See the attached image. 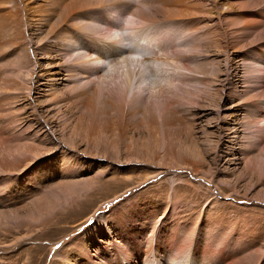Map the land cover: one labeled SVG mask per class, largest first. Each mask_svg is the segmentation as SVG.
Returning <instances> with one entry per match:
<instances>
[{"label": "rangeland", "instance_id": "374dc122", "mask_svg": "<svg viewBox=\"0 0 264 264\" xmlns=\"http://www.w3.org/2000/svg\"><path fill=\"white\" fill-rule=\"evenodd\" d=\"M48 1H32L29 14L23 0L20 15L0 8V264H110L121 255L130 264L149 256L153 264H264V88H256L264 38L229 24L243 7L190 0L200 27L172 42L159 31L170 21L129 14L120 19L133 28L95 17L101 35L73 31L74 20L60 22ZM83 31L128 47L136 70L145 60V84L134 77L135 91L122 97L118 58L76 61L95 52ZM144 33L152 41L132 53ZM171 43L188 60H166ZM154 65L191 78L163 93L171 74L155 80Z\"/></svg>", "mask_w": 264, "mask_h": 264}, {"label": "bare ground", "instance_id": "6f19581e", "mask_svg": "<svg viewBox=\"0 0 264 264\" xmlns=\"http://www.w3.org/2000/svg\"><path fill=\"white\" fill-rule=\"evenodd\" d=\"M18 1L19 0H0V8L3 9V10H5V12H6V10H8L9 11L8 13H11V14H5V15H10V16L13 15V14L14 15H20L21 10H20V7H19L20 5H18ZM32 1L34 3H37L39 0H23V2H24V8L23 7L22 8L26 10V12H27L26 14H29V12L31 11V9H30V3H32ZM191 1L190 0H49L46 5L49 6L48 9L53 13V16L54 17H55V15L58 14L57 17H58V20H60V22H63V21L66 22L67 19H69V18L73 19L74 22H75L74 27L76 26V28H74L73 31H77V30H80L81 28L83 29V28H86L87 27L86 29H90V30L93 29V32L100 33V35L103 32L102 31L103 29H100L101 27L99 28L92 21V19H94L95 17L101 18V23H103L104 25L106 24L108 26V23H109L112 26L113 24H116L117 23L118 25H120L121 28H122V24L124 25V23H126V22L131 23L130 25H132V26L131 27L129 26V28H133L134 25H135V23L133 22V20L126 21V22L125 21L122 22V20L120 19V17L123 16V15H126V14H129L131 16H134L138 20L146 21V22L154 23V24L155 23H158L161 20H167V21H170V23L175 28L173 27V29L170 30L168 28L169 26H167V24H170V23H167V24L163 23L162 25H164V26L161 25V27L159 28L160 29L159 31L166 32L168 34V36L170 35L169 37H166V38H167V40L173 42V38H177L178 36L180 38H186V37L195 35L196 32H197V30L200 27L201 17H198V18L189 17V16H191L190 15V7H189ZM199 1H203V0H199ZM228 2L229 1H227V3ZM237 2L239 3V6L240 7L238 5L237 6L239 8L243 7V9L240 12L239 16H237V17L235 16L236 18L232 22L229 21V24L231 23L233 25V27H235V28H233V27L232 28L235 29V32H237L236 34H238V32H239V34H246V33H252V32H260V36L262 38H264V0H237ZM231 3H233V1ZM20 4H21V2H20ZM44 6H45V4H44ZM231 9H232V6H231L230 10ZM51 12L49 14H51ZM235 12H236V10H235ZM23 13H25V12H23ZM244 17L245 18H248V19L247 20H244ZM202 18H203V16H202ZM230 18L232 19V17H230ZM230 18H229V20H230ZM242 18H243L244 21L242 20ZM49 19H51V18H49ZM117 19H118V21H117ZM128 19H126V20H128ZM7 21L8 22H6L5 25L6 24L10 25L9 20H7ZM51 21H49V22H51ZM2 24H4V23H2ZM232 25H229V26L231 27ZM61 28H63V27H61ZM65 28H67V27H65ZM84 31L87 32V30H84ZM84 31H83V34L85 35ZM229 32L232 33L231 30ZM57 33H58V31H57ZM79 33L81 35V32H79ZM83 34H82V38L84 37L83 39H85V40H87L89 42L91 49H93V51H95V52L93 54H91V53L90 54H87L86 56H84L82 58L81 57H78V58L75 59L76 61H85V62H88L89 64L90 63H92V64L93 63H97L98 64V63H104L105 61L111 62L110 61L111 59L118 58V60L116 62H118L119 65H120V67H122V72L120 71L121 72V75H120V79H121L120 85L119 86L118 85L115 86V91L117 92V94H119L122 97H124V96L127 97L129 93L131 94V92H134L135 91L134 90V85H133V83H134V79L133 78L134 77H139V79L141 81V84L140 85L145 84V80L148 78L147 77V75H148L147 74L148 73L147 70L148 69H145L146 65L143 63V61H145V60H142V58H141V60H142V66L138 70H136V69L133 68V64H135L137 62L139 63L140 61L139 60H136V59H130V58H128L126 56V54L129 53L128 52L129 49H127L128 47H123L124 45L122 47L119 46V45H116L117 42H116V44L110 43V42H107V41L104 42L102 40L98 42L97 41L98 38L95 39V40H92L91 37H88L87 35L84 36ZM146 34L147 33H144L142 37L140 36V40L137 43H135L137 41V39L132 37L133 38L132 39L133 42L131 41L132 43L130 44L131 47H132V50H131L132 53L141 54L142 51H140V49L142 48L141 47L142 45L140 43L142 41H146V40L147 41H149V40L152 41L151 36L146 35ZM248 37H250V35ZM76 38H77L76 34L75 35H73V34H66L65 35V40L68 41L70 44L71 43H73V44L77 43L78 41L76 40ZM227 38L229 39V37H227ZM240 41H241V39H240ZM118 43H120V42H118ZM134 43L136 45H134ZM108 44L110 46H108ZM111 44L114 47H111ZM176 45L177 44H175V43L169 44V46H171V54H169L168 57H165L166 60H169V61H175L176 59H179L180 60V58H185V56H186V60H188L187 59V55H184L185 54L184 53L185 50L183 51L182 54L181 53H178L177 50L175 49L176 48ZM136 47L139 48V49H137ZM36 48H38V47H36ZM38 49H40V48H38ZM66 49H68V47ZM66 49H65V52H66ZM256 52L260 56H261V52L264 53V43L262 45H259V46L256 47ZM244 57H246V56H244ZM152 58H154V60L159 59L158 56L152 57ZM235 59H240V57H236ZM243 61H246V59L241 58L239 60V62H243ZM153 62H155V61H153ZM186 62L189 63L190 61L189 62L186 61ZM183 63H184V61H183ZM147 65H148L147 68H150L148 61H147ZM110 67H111V64H110ZM239 67H240L239 65L236 66L235 69H234V72L237 73L238 70H239ZM40 68H41V65H40ZM41 71H43V70H41ZM257 71H259V70H257ZM153 72H154L153 73L154 74L153 77H155V80H157L158 78H160L162 76H165L166 74H171V81L170 80L168 81V85H170L169 86L170 88L168 87L169 88L168 90L162 91L163 93H170V94L171 93H175L178 90L179 87L185 85L186 84V81H188L191 78L189 76H186L187 75L186 73H185L186 74L185 76L183 74H179L178 72L177 73L176 72L170 73L167 70V68H163V67H160L158 65H154ZM106 73H107V71H106ZM44 74H41L40 76L42 77ZM109 75H110V73H109ZM176 81H178V84L175 83ZM256 82H257L256 84H258L256 86V88H264V75H262V74L259 75L257 77V79H256ZM174 83L177 84V85L176 86L173 85ZM95 84H97V83H95ZM231 84H234V83L232 82ZM100 86H101V84H100ZM139 87H141V86H139ZM183 89H184V86H183ZM94 96L96 98V95H92L91 94L90 99H93ZM171 98H172V96H171ZM90 101L92 102V100H90ZM91 102L89 103V105L92 106V103L93 102L92 103ZM171 113H172V111H171ZM163 120H164V118H163ZM164 122H163V124H164ZM156 125H158V124L155 123V127H156ZM167 125H168V123H167ZM168 127H169V125H168ZM261 128H262L261 131L263 133L264 126L261 127ZM58 190H60V189H58ZM57 197H58L57 200L59 198L60 199L65 198L64 195L62 196L61 194H57ZM55 201L56 200H54V202L51 203L52 206H56L55 205ZM71 202H73V201H71ZM53 210H55V209H53ZM4 220L5 219H3V221ZM3 221H1V222H3ZM1 222H0V224H1ZM140 253H141V251L139 249H137V250L134 251L133 255H137V254H140ZM182 255L183 254H181L179 256L182 257ZM129 256H128V258H129ZM126 257L127 256H125V255L124 256L121 255L119 257H115V259L112 262L110 261L109 263L110 264H130L129 262H126L124 260V258H126ZM177 259L175 260L173 258V260H175V262L172 261V264H176L178 262ZM145 261H146V264H153V262H156L157 260H155V258L149 256L148 259L145 260ZM67 264H69V263H67ZM134 264H136L135 260H134Z\"/></svg>", "mask_w": 264, "mask_h": 264}, {"label": "snow or ice", "instance_id": "6c2138e0", "mask_svg": "<svg viewBox=\"0 0 264 264\" xmlns=\"http://www.w3.org/2000/svg\"><path fill=\"white\" fill-rule=\"evenodd\" d=\"M114 35H115L116 37H119L121 34H120V33H115ZM57 247H59V245H58Z\"/></svg>", "mask_w": 264, "mask_h": 264}]
</instances>
